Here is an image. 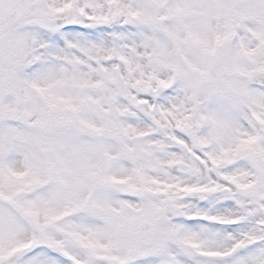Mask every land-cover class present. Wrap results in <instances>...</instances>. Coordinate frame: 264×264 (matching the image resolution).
Listing matches in <instances>:
<instances>
[{
  "label": "snow or ice",
  "instance_id": "obj_1",
  "mask_svg": "<svg viewBox=\"0 0 264 264\" xmlns=\"http://www.w3.org/2000/svg\"><path fill=\"white\" fill-rule=\"evenodd\" d=\"M0 264H264V0H0Z\"/></svg>",
  "mask_w": 264,
  "mask_h": 264
}]
</instances>
